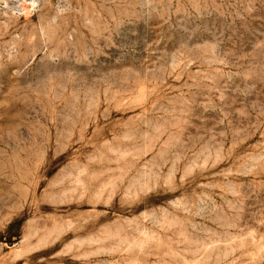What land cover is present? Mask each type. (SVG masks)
<instances>
[{"label": "rangeland", "instance_id": "obj_1", "mask_svg": "<svg viewBox=\"0 0 264 264\" xmlns=\"http://www.w3.org/2000/svg\"><path fill=\"white\" fill-rule=\"evenodd\" d=\"M0 264H264V0H0Z\"/></svg>", "mask_w": 264, "mask_h": 264}]
</instances>
